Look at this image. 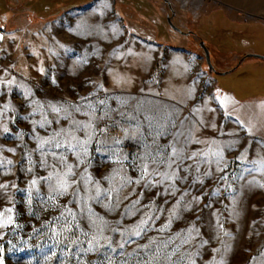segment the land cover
<instances>
[{
	"label": "rangeland",
	"instance_id": "obj_1",
	"mask_svg": "<svg viewBox=\"0 0 264 264\" xmlns=\"http://www.w3.org/2000/svg\"><path fill=\"white\" fill-rule=\"evenodd\" d=\"M199 41L264 90V0H0V264H264V138Z\"/></svg>",
	"mask_w": 264,
	"mask_h": 264
},
{
	"label": "crops",
	"instance_id": "obj_2",
	"mask_svg": "<svg viewBox=\"0 0 264 264\" xmlns=\"http://www.w3.org/2000/svg\"><path fill=\"white\" fill-rule=\"evenodd\" d=\"M230 72V71H229ZM218 75L217 89L226 95L229 103L223 107L245 124L249 131L264 138V90H252L235 76Z\"/></svg>",
	"mask_w": 264,
	"mask_h": 264
},
{
	"label": "water",
	"instance_id": "obj_3",
	"mask_svg": "<svg viewBox=\"0 0 264 264\" xmlns=\"http://www.w3.org/2000/svg\"><path fill=\"white\" fill-rule=\"evenodd\" d=\"M168 23H169L170 26H172V27H174V28L177 29V27H175V26L171 23V21H170L169 19H168ZM199 44H200V46H201L202 49H203V53H204V58H205L206 64L208 65L209 69H210L212 72H214V73L217 74V75H221V74H225V73H227V72H229V71L232 70V69H231V70H225V71H218V70H216V69L212 66V64H211V62H210V53H209V49L203 44L202 41H199ZM248 56H254V57H258V58L264 59V54H260V53H254V52H252V53H248Z\"/></svg>",
	"mask_w": 264,
	"mask_h": 264
},
{
	"label": "snow or ice",
	"instance_id": "obj_4",
	"mask_svg": "<svg viewBox=\"0 0 264 264\" xmlns=\"http://www.w3.org/2000/svg\"><path fill=\"white\" fill-rule=\"evenodd\" d=\"M179 135V134H178ZM137 235H139V233H137Z\"/></svg>",
	"mask_w": 264,
	"mask_h": 264
}]
</instances>
